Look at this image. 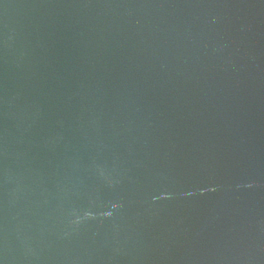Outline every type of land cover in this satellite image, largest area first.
Returning <instances> with one entry per match:
<instances>
[{"label":"water","instance_id":"obj_1","mask_svg":"<svg viewBox=\"0 0 264 264\" xmlns=\"http://www.w3.org/2000/svg\"><path fill=\"white\" fill-rule=\"evenodd\" d=\"M0 264H264V0H0Z\"/></svg>","mask_w":264,"mask_h":264}]
</instances>
